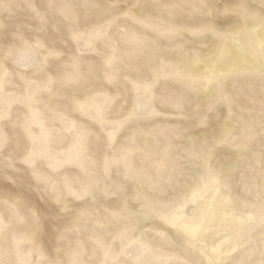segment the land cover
<instances>
[{
    "label": "rangeland",
    "instance_id": "obj_1",
    "mask_svg": "<svg viewBox=\"0 0 264 264\" xmlns=\"http://www.w3.org/2000/svg\"><path fill=\"white\" fill-rule=\"evenodd\" d=\"M38 13L48 20L45 31ZM262 18L264 0H0V55L10 51L0 88L9 120L0 131L13 141L29 143L22 125L32 111L18 101L35 88L29 81L44 78L42 68L70 73V57L79 56L83 73L95 70L33 104L31 131L39 137L47 130L43 147L52 166L47 159L38 165L47 183L25 165L13 173L16 183L0 177V217L9 225L0 249L22 264L52 258L100 264L107 249L124 251L119 260L133 264H208L209 247L227 238L231 254L222 261L244 264L261 233L246 220L258 213L264 189ZM206 24L214 31L196 32ZM73 29L83 34L80 43ZM53 35L61 38L60 64L45 61ZM113 55L119 78L109 84L102 82L104 61ZM137 84L151 86L149 108L133 115ZM120 121L105 146L106 129ZM225 132L233 143L214 147L207 162L200 158ZM106 160L117 162L107 172ZM52 185L67 212L57 214ZM85 186L83 198L73 195ZM214 208L220 221H230L229 230L195 237L165 223L173 215L188 225L204 223L203 210Z\"/></svg>",
    "mask_w": 264,
    "mask_h": 264
},
{
    "label": "snow or ice",
    "instance_id": "obj_2",
    "mask_svg": "<svg viewBox=\"0 0 264 264\" xmlns=\"http://www.w3.org/2000/svg\"><path fill=\"white\" fill-rule=\"evenodd\" d=\"M53 5L49 4V7L51 8ZM92 7H97V5L93 4ZM107 9H113L116 7L115 4H109L105 6ZM204 8H208L209 5L205 4L202 5ZM41 21V31H45L48 25V20L45 16L37 14ZM111 22V21H110ZM109 22V23H110ZM262 26H264V18H262ZM103 31V28H101L99 31L94 32L92 35L97 36L100 35V33ZM207 31H214L210 24H206L202 26L201 28L197 29V33H204ZM195 34V33H194ZM83 34L79 32L76 29H73L71 31V38L76 41L77 43H80L81 38ZM52 43L49 45V48L47 49V55L45 58V61L51 57L54 59V61L57 64L63 63V61L60 60V57L64 55V51L59 48L58 42L61 40L60 37H57L55 35L52 36ZM90 46V44H89ZM262 51H264V43L261 45ZM115 51V50H114ZM10 55V51H6L3 55H0V88H2L3 85V78L7 75L5 71L2 69V63L8 59V56ZM117 60V57L115 55L107 57L104 61L105 67L103 69V76H102V82L106 81L107 83L111 84L115 80L119 78L118 70L115 67V62ZM66 66H70L73 71L72 72H61L58 74L49 75L47 71L42 68L41 70L44 71V78L40 81L39 84H36L35 81H29L30 85L35 84V88H30L29 95L19 100L18 103L25 104L30 111H32V119L27 120L23 122V131L27 134L29 143L25 144L20 141H13V139L6 134L3 131H0V177H3L5 179L11 180L13 183L18 182L16 176L13 175L18 170V165H25L27 168L25 170H30L31 175L33 178H35L37 181L47 183L46 177L42 176L40 169H39V163L47 159L49 160V164L51 165L52 157L51 155L46 151V149L43 147L44 143L48 139V132L47 130H42L41 136L37 137L32 134L31 128L32 124L36 123L35 116L36 113L33 111V104L38 103L37 97L41 93H49L52 94L54 90L57 88H67L72 86L73 84L78 83L80 80L84 78L85 75L91 76L93 72L95 71L93 68H89L87 70V73H83L81 71V63L79 56H71L69 60V64ZM259 78L261 80L262 88H264V64L261 65L260 71H259ZM134 87L137 90L138 95V104L137 108L133 110V115L137 113V110H144L146 111L149 108V92H150V85L145 84L142 87L140 85H134ZM223 99H226V97H221ZM212 106H209V111H211ZM262 108H264V105H262ZM62 115V114H58ZM9 120V110L8 109H0V126L3 125L5 121ZM201 126H204L206 123V117L201 116L199 121ZM123 122H116L111 127H108L106 129V138L104 139V145L111 147L112 142L115 138L116 132L118 131L119 127L122 126ZM260 134L261 136H264V111H262V118L260 122ZM87 134L82 133L80 136V140L82 141ZM233 143V141L230 140V133L225 132L211 143L208 147H206L202 153H199L198 155L200 158L204 159L205 162H207L208 158L211 156L212 151L214 150V147L220 145V144H228ZM245 145L239 144L236 145L238 148H243ZM117 163L116 161H105L104 163V169L107 172L109 168L113 166V164ZM51 190L53 193L52 199L56 205H59L56 209L57 214L62 212H67L69 209L66 205V203L63 201L61 195L57 194V190L55 185L51 186ZM88 193V188L85 186L80 194L73 193V195H76L78 199L83 198L84 195ZM10 199V198H9ZM4 203H8V199H5L3 201ZM126 208V205L124 206ZM31 217L33 220L34 228L36 230L39 229V222L40 217L36 214L35 211L31 213ZM246 223L250 226L259 224L261 233H260V244L258 248H255L250 253V257L247 261L244 262V264H264V189H262L261 194V205L259 207V211L256 214H250L247 217ZM9 227L8 224L5 223L4 219L0 217V236H2L7 228ZM193 235L195 233H192ZM17 245H19L20 241H16ZM213 253L216 256L220 255H230L231 253H221L219 248H214ZM126 255L124 251H121L118 255L114 254L111 249H107L105 251V259L100 262V264H133L132 261L129 260H119L118 256ZM109 256H114L115 258L112 261L108 260ZM0 264H22V262L18 260H13L11 257V251H4L3 249H0ZM47 264H90V262H82L78 258H74L71 261H62L58 258H52L47 261ZM136 264H139V261L136 262ZM208 264H225L224 261L218 260V259H212L208 262Z\"/></svg>",
    "mask_w": 264,
    "mask_h": 264
},
{
    "label": "bare ground",
    "instance_id": "obj_3",
    "mask_svg": "<svg viewBox=\"0 0 264 264\" xmlns=\"http://www.w3.org/2000/svg\"><path fill=\"white\" fill-rule=\"evenodd\" d=\"M216 210H217L216 208L212 210H206V211L203 210L202 214L205 218L204 223L199 222V223H195L194 225H188L185 222H182L181 220L182 217L179 215H173L172 217L167 218L165 223L170 226L180 225L182 228L187 229L190 235L195 236V237L198 235H202L206 237L211 236L212 233L216 232V230H218L219 228H224L225 230H229L231 228V224L229 220L225 219V220L220 221V219L217 218ZM192 233H195V234L193 235ZM228 241L229 239L222 238L216 244H212L209 247L210 254L205 255L207 261L209 262L212 259L222 260L225 255L216 256L212 250L214 248H219L221 253H225L224 245L227 244Z\"/></svg>",
    "mask_w": 264,
    "mask_h": 264
}]
</instances>
